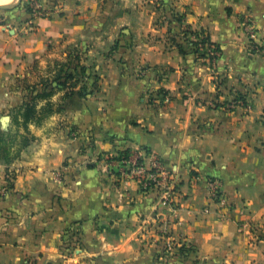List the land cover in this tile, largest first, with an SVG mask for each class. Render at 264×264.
Instances as JSON below:
<instances>
[{"label":"crops","instance_id":"1","mask_svg":"<svg viewBox=\"0 0 264 264\" xmlns=\"http://www.w3.org/2000/svg\"><path fill=\"white\" fill-rule=\"evenodd\" d=\"M44 5L47 17L0 26V83L64 60L62 48L84 53L98 82L29 125L33 140L17 158L0 157V264H167L154 259L163 223L193 247L189 264H264V56L252 50L264 38V0H174L173 25L144 0ZM186 26L218 46L213 64L167 42ZM160 90L167 100L149 104ZM122 151L149 167L147 151L174 172L173 212L159 191L118 180ZM213 178L230 211L208 198Z\"/></svg>","mask_w":264,"mask_h":264},{"label":"rangeland","instance_id":"2","mask_svg":"<svg viewBox=\"0 0 264 264\" xmlns=\"http://www.w3.org/2000/svg\"><path fill=\"white\" fill-rule=\"evenodd\" d=\"M144 1H147L150 4V6L154 10H156L155 11L157 14L156 19H158V21L161 20L169 23V25H173L174 23H177L176 20L179 17L182 19L180 13L175 14L176 6L174 5V0H144ZM49 2L50 0H21L19 3L16 1V3L14 5H11V7L9 8L2 7L0 8V26H6L7 20H14V19L16 20L17 18H20L21 13H27L28 16H30V18H34L39 14H42L47 17L48 15H50V12L52 11H49L48 9L50 6H45L44 4H47ZM51 7L52 10L59 9V8L54 9L55 8L54 5ZM28 20L29 19L20 20L19 23L28 24L29 22ZM26 27H28V25H26ZM191 39L192 38L189 36V40ZM167 42L173 45L176 42H180V43L185 42L187 46L189 44V41L187 40L184 41L181 31H179L178 33L177 31L170 32L167 38ZM60 51L61 52H57V53L58 54L63 53L64 51L66 54V57H63L64 60H60L58 62L60 65L65 66L66 64L67 67H73L76 64L81 65L80 63H82V65L86 68V76L90 75L89 78L84 77L83 79L79 80V83L77 84V90L82 89V87L86 85L87 90L90 91L92 89V84H94L95 82L96 83L94 87L97 86L98 78L94 74L92 67L88 65L87 63L88 58L87 57L85 58L84 53L83 55L79 56L77 54V51L74 50L73 48L72 49L62 48ZM96 51H99V49H96ZM114 51H115L114 43H112L110 47H107V52L108 54H113ZM191 53L198 59L199 57L198 54H195L193 52ZM213 57H217V53L214 52ZM67 64H69V66ZM45 65L46 64H44V66ZM44 66L42 64L41 68L37 69L38 72H36L35 69L36 67H32L33 69L28 68L27 70H24L22 73H20V76H15L8 82L0 83V137H6L8 135L12 136L17 131V126L14 122V112L20 106V104H22L21 101L28 100L30 88L32 87V85L38 83L41 79L44 78L51 79L54 76L55 72H57L60 67V66H56V62L50 65H46L45 67ZM66 66L64 67V69H66ZM33 75H37L39 77L42 76L43 78L40 77L41 79L40 78L38 79V77L35 78L36 76ZM60 93H62L63 95L64 91H60ZM147 101L149 104L161 105L163 99L162 97H160V95H158V92H153L152 94L148 95ZM7 117L8 120H6ZM5 149H6L5 147L0 148V157L3 158L7 156L8 158H13L16 154L17 145L13 144L11 146L8 155ZM214 180H217V178H214ZM243 226H244L243 223L242 225H239V227L245 228ZM245 226H247L246 222H245ZM155 244H157V247L155 248L156 252L154 256L156 262L168 264L170 261H172L174 264H189L190 258L187 260H180L175 256V254L178 252L177 249H173L172 250L173 254L170 255L172 251H165L161 240H159Z\"/></svg>","mask_w":264,"mask_h":264},{"label":"trees","instance_id":"3","mask_svg":"<svg viewBox=\"0 0 264 264\" xmlns=\"http://www.w3.org/2000/svg\"><path fill=\"white\" fill-rule=\"evenodd\" d=\"M176 21L181 22V18L179 17ZM189 36L192 38L191 40H189ZM182 37L184 38V41H189L187 48H189L191 52L198 54V59L208 58L211 64H213V61L219 57L220 49L216 44L210 41L209 36L206 35L201 28H191L186 26L182 30ZM174 45L180 54H185L186 50L183 47V43L176 42ZM212 51L217 52V57H213L208 54ZM67 65L69 66V64ZM56 66L60 67L59 70L55 72L54 76L51 79H41L38 83L33 84L30 88L28 100H24L23 103L15 110L14 122L17 126V131L14 135L0 137V148L5 147L7 155L9 154L11 146L13 144L17 145L15 156L13 158H8L7 156L3 157L4 162L10 163L12 160L17 158L21 150L26 148L33 140V137L28 129L29 125L33 124L35 126H39L51 115L60 113L62 111L63 102L73 95L87 97L93 94L96 82L92 84V89L90 91L87 90L86 85H84L82 89L77 90L79 80L84 77H90V75L86 76V68L83 65L76 64L73 67H67L65 64L66 69H64V65H60L59 63H56ZM60 91H64L61 100L58 103H53L51 101L52 97ZM158 95H160L163 100L166 97L165 92L161 90L158 91ZM20 129L22 132H20ZM128 154V151L119 152L118 159H121L122 157L126 158ZM70 243L71 240L69 239L64 244L69 246ZM177 251L178 252L175 256L180 260H187L194 253L193 247L187 244H184L182 247L177 249Z\"/></svg>","mask_w":264,"mask_h":264},{"label":"built area","instance_id":"4","mask_svg":"<svg viewBox=\"0 0 264 264\" xmlns=\"http://www.w3.org/2000/svg\"><path fill=\"white\" fill-rule=\"evenodd\" d=\"M36 17L42 18L46 16L39 14ZM244 29L249 38L253 40L256 36V32L251 23L245 21ZM252 50L256 54L264 56V38L259 43L252 45ZM214 52L217 53L216 51H212L208 54L213 56ZM166 100L167 97H165L163 101ZM230 107L228 106L227 108ZM145 153H148L147 156L150 160L149 167H146L140 155L132 156V154H128L126 158L122 157L121 159H118L119 155L117 154L115 156V160H117L119 165L122 167L118 180H129L135 182L142 193H148L154 190L159 191L161 193V205L167 207L173 212V209L175 208L172 206L173 200L171 198V192L176 185L174 172L170 169H166L161 161L153 154L147 151H145ZM108 159L111 160L110 158ZM207 193L208 198L212 203L220 205L221 210L230 211V206L228 205L222 191L220 190L219 181L214 180V178L209 179L207 181ZM156 235L158 238L157 240L162 241L165 251H172L173 249H178L186 244L182 241L175 242L172 240L169 235L168 226L165 223L161 224V226L158 228V231L156 232ZM172 254L173 251L170 253V255Z\"/></svg>","mask_w":264,"mask_h":264},{"label":"bare ground","instance_id":"5","mask_svg":"<svg viewBox=\"0 0 264 264\" xmlns=\"http://www.w3.org/2000/svg\"><path fill=\"white\" fill-rule=\"evenodd\" d=\"M17 0H0V6L14 5Z\"/></svg>","mask_w":264,"mask_h":264},{"label":"water","instance_id":"6","mask_svg":"<svg viewBox=\"0 0 264 264\" xmlns=\"http://www.w3.org/2000/svg\"><path fill=\"white\" fill-rule=\"evenodd\" d=\"M21 0H17V2L19 3ZM2 7H5V8H9V7H11V5H9V6H0V8H2ZM6 120H8V117L6 118Z\"/></svg>","mask_w":264,"mask_h":264}]
</instances>
